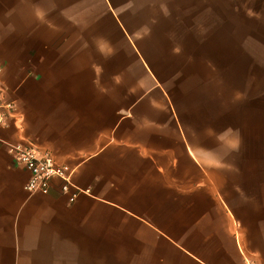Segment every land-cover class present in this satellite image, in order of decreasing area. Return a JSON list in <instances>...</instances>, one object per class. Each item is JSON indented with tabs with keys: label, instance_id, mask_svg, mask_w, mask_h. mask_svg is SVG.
I'll return each instance as SVG.
<instances>
[{
	"label": "crops",
	"instance_id": "obj_1",
	"mask_svg": "<svg viewBox=\"0 0 264 264\" xmlns=\"http://www.w3.org/2000/svg\"><path fill=\"white\" fill-rule=\"evenodd\" d=\"M0 87V264H264V0H0Z\"/></svg>",
	"mask_w": 264,
	"mask_h": 264
},
{
	"label": "built area",
	"instance_id": "obj_2",
	"mask_svg": "<svg viewBox=\"0 0 264 264\" xmlns=\"http://www.w3.org/2000/svg\"><path fill=\"white\" fill-rule=\"evenodd\" d=\"M14 111V102L4 99L0 87V125L4 124ZM6 146L15 163L29 171V178L24 185L28 192L46 193L53 179L61 181V191L68 195L70 202L75 201L78 194L83 192L71 183L72 169L67 164L58 163L48 150L25 142L7 143Z\"/></svg>",
	"mask_w": 264,
	"mask_h": 264
}]
</instances>
